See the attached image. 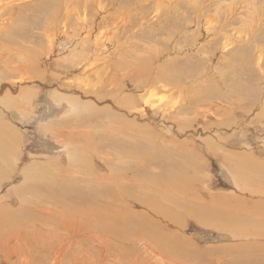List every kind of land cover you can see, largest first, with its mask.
<instances>
[{
  "label": "rangeland",
  "instance_id": "rangeland-1",
  "mask_svg": "<svg viewBox=\"0 0 264 264\" xmlns=\"http://www.w3.org/2000/svg\"><path fill=\"white\" fill-rule=\"evenodd\" d=\"M0 147V264H82L15 242L18 189L112 161L187 183L178 264L264 261V0H0Z\"/></svg>",
  "mask_w": 264,
  "mask_h": 264
},
{
  "label": "bare ground",
  "instance_id": "bare-ground-1",
  "mask_svg": "<svg viewBox=\"0 0 264 264\" xmlns=\"http://www.w3.org/2000/svg\"><path fill=\"white\" fill-rule=\"evenodd\" d=\"M70 56L67 60L76 58L73 54ZM58 96L54 95V100L63 101ZM67 102L73 105L70 101ZM8 104H10L9 100L4 102L3 106L9 107ZM112 107L116 108L114 105ZM63 135L65 138L71 137L67 132H63ZM1 151L0 149V153ZM6 151L2 153L5 154ZM152 160L155 158L152 157ZM139 166L138 171L131 174L132 166L124 163L122 167L119 166L121 174H118L114 172L116 165L112 161L111 165L105 167V170H109L106 179L100 175L73 178L67 187H60L57 180H51L46 185L45 177L38 179L39 182L31 180L36 185H32L29 181L26 183L28 185L18 189L23 194L20 200L23 206H20L19 214L26 216L22 220L20 218L23 215L17 219L13 217L16 220V225L12 227L16 229L15 242L21 240L20 234L25 239L41 244V247H44L46 241L55 240L58 242L57 245L71 251L74 258L82 264H178L174 257L183 255V252L180 244L175 240L174 246L171 247L175 238L172 225L179 210L186 211L183 200L190 188L185 182L179 181L178 184L174 181V167L173 171L162 168L160 178L157 180L147 176L148 174H142L141 165ZM87 168L90 172L89 166ZM39 185L44 187L47 193L44 195L48 199L49 207H45L43 212L40 208L27 205L36 197L37 193L34 191H38L36 187ZM13 218L11 217V220ZM57 219L60 222L57 228L44 229L43 225H48ZM23 225H32V227H23ZM52 243L49 242L53 245ZM0 247L4 248L5 245L0 244ZM6 249L10 253L11 249L8 246ZM252 249L251 247L250 250ZM233 250L237 251L238 248ZM263 262L236 260L225 263Z\"/></svg>",
  "mask_w": 264,
  "mask_h": 264
}]
</instances>
